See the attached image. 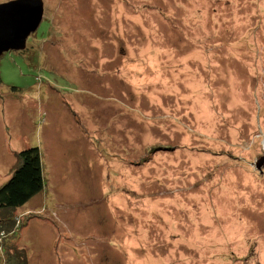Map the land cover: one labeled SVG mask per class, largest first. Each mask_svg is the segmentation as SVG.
<instances>
[{
	"label": "rangeland",
	"instance_id": "obj_1",
	"mask_svg": "<svg viewBox=\"0 0 264 264\" xmlns=\"http://www.w3.org/2000/svg\"><path fill=\"white\" fill-rule=\"evenodd\" d=\"M43 1L0 56V186L44 174L0 264H264V0Z\"/></svg>",
	"mask_w": 264,
	"mask_h": 264
},
{
	"label": "trees",
	"instance_id": "obj_2",
	"mask_svg": "<svg viewBox=\"0 0 264 264\" xmlns=\"http://www.w3.org/2000/svg\"><path fill=\"white\" fill-rule=\"evenodd\" d=\"M17 166L11 177L0 186V234L13 235L15 228L21 226L11 214L26 201L43 189L44 174L40 152L36 146L23 148L17 153ZM11 254L15 264H25L23 250Z\"/></svg>",
	"mask_w": 264,
	"mask_h": 264
},
{
	"label": "water",
	"instance_id": "obj_3",
	"mask_svg": "<svg viewBox=\"0 0 264 264\" xmlns=\"http://www.w3.org/2000/svg\"><path fill=\"white\" fill-rule=\"evenodd\" d=\"M43 0H7L0 2V56L8 50H24L29 34L44 16ZM258 170L264 166V154L255 161Z\"/></svg>",
	"mask_w": 264,
	"mask_h": 264
},
{
	"label": "flooded vegetation",
	"instance_id": "obj_4",
	"mask_svg": "<svg viewBox=\"0 0 264 264\" xmlns=\"http://www.w3.org/2000/svg\"><path fill=\"white\" fill-rule=\"evenodd\" d=\"M25 50V49H24Z\"/></svg>",
	"mask_w": 264,
	"mask_h": 264
}]
</instances>
